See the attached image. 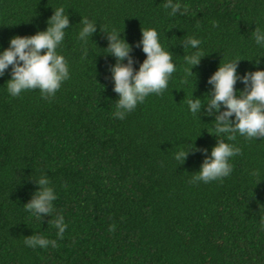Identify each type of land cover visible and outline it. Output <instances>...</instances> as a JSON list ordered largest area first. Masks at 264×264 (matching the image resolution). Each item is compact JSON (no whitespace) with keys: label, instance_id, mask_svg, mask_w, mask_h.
Wrapping results in <instances>:
<instances>
[{"label":"trees","instance_id":"obj_1","mask_svg":"<svg viewBox=\"0 0 264 264\" xmlns=\"http://www.w3.org/2000/svg\"><path fill=\"white\" fill-rule=\"evenodd\" d=\"M174 2L175 15L167 0H0V51L15 35L45 30L58 7L71 24L58 48L70 79L55 97L39 90L12 97L10 70L0 77V264H264V139L228 140L214 132V117L198 120L187 105L192 92L206 97L220 63L241 59V75L264 69L254 41L264 0ZM83 18L97 28L87 41L78 38ZM145 28L158 31L177 70L162 94L116 119L115 58L104 53L103 31H122L138 69L146 54L135 45ZM190 39L205 56L186 77ZM217 139L240 149L231 175L193 183L204 154L190 151L182 163L176 152L191 144L210 151ZM43 175L57 199L40 222L23 205ZM30 236L55 244L29 247Z\"/></svg>","mask_w":264,"mask_h":264},{"label":"clouds","instance_id":"obj_2","mask_svg":"<svg viewBox=\"0 0 264 264\" xmlns=\"http://www.w3.org/2000/svg\"><path fill=\"white\" fill-rule=\"evenodd\" d=\"M165 7L171 10V15L181 12V4L174 0H167ZM46 23V29L37 31L34 35L11 37L8 47L0 51V77L10 70L7 92L12 97H18L29 90H39L43 99H50L55 97L63 83L70 79L68 63L65 57L58 53V48L65 40L66 29L71 26L66 9L62 6L53 9V14ZM80 23L82 27L78 38L87 41L97 31L96 23L87 18H83ZM103 32L106 33L108 40V46L105 48L107 51L104 53L115 58V63L109 68L112 90L118 95L114 116L122 120L149 95H160L168 88L169 81L177 70L176 64L173 61V54L162 45L160 34L154 28L141 29V39L135 46L146 55L139 63L138 69L134 68L137 61L131 55L132 45L123 38L122 31H113L111 34ZM254 41L258 48L264 49V29H255ZM185 44L195 50L190 55H184L185 63L188 65L186 77H190L194 75L193 67L197 66L205 55L199 51L201 45L199 39H190ZM240 60L220 63L207 80L211 86L209 93L201 99L193 98L192 92L191 98L187 101L188 110L198 120L201 116L214 117L211 120L214 132L227 136L228 140H235L237 133L249 140L256 138L262 140L264 69L245 71L241 75L238 73ZM259 63L258 58L255 64ZM238 81L244 86L242 90L235 87ZM190 151L204 154L192 182L210 183L231 175L233 171L231 160L239 154L240 149L217 139L210 151L191 144V147L177 151L174 158L183 163ZM34 181L38 187L23 206L30 215L41 222L42 214L50 216L53 213L57 194L49 186L50 182L46 175ZM56 227L58 235L62 236L66 228L62 217L57 219ZM25 244L33 248L47 247L49 244L54 245L55 241H49L41 236H30Z\"/></svg>","mask_w":264,"mask_h":264}]
</instances>
